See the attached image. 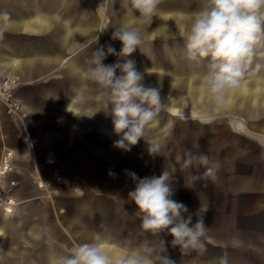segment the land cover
Returning <instances> with one entry per match:
<instances>
[{
	"label": "water",
	"instance_id": "water-1",
	"mask_svg": "<svg viewBox=\"0 0 264 264\" xmlns=\"http://www.w3.org/2000/svg\"><path fill=\"white\" fill-rule=\"evenodd\" d=\"M140 31L144 43L129 59L144 66V84L160 88L162 101L167 102V107L160 112L156 121L148 125L144 137L146 141L141 139L139 142L147 143V140L156 137L160 151L157 155L149 153L148 155L158 156L155 165L163 170L169 169L171 172H176L177 169L193 170L192 167L182 168L185 153L190 151L196 156L201 153L207 154L210 161L208 166L216 169V179L206 176V170L195 169L192 173H196L198 175L196 177H199V188L220 190L221 201L225 212L227 211L224 218H228L227 221L221 219L225 223L228 221L234 223L236 227V230L230 232V236L236 239L241 233L248 235L249 238L242 242V246L254 247L264 256V168L259 164L257 167L253 160L240 161L252 151L244 147L243 140L254 142L257 157L264 161V105L248 99L249 96L244 94L233 97L232 101L225 103L223 107H217L209 100L185 104L177 98L170 99L172 94L171 96L167 94V92L171 93L166 85L167 72L175 73L191 69L199 78L206 70L207 62L198 65L186 59L182 36L168 39L169 30H163L157 33L158 37L151 40L147 29ZM100 47L106 48L102 34H99L98 41L81 53L91 55L92 51ZM121 47V42L115 40L114 48L119 51ZM117 59L116 56L108 55L103 63L114 64ZM256 63H260L258 56L254 58L253 69ZM255 74L264 76V70ZM248 78L250 76H246L244 80ZM93 87L96 95L88 101L91 107L87 110L82 108L77 113L83 123L80 128L84 133L78 137L70 150L60 151L59 159L55 160V166L58 167V172L65 181L62 184V192L53 198L52 205L66 208L62 214L63 222L75 220L83 228L81 234L72 241L68 240L53 226L54 223L49 221L43 225L39 222L32 225L17 219L19 225L11 226L0 213V223H5L4 234L0 236V264H49L51 253L69 254L79 244L91 240L97 233L111 237L118 248L123 250L121 255L128 251L141 250L145 242L158 240V237L154 238L151 233L141 228L136 205L128 198L129 191L135 188L134 182L122 177L120 186H117V176H110L108 166L98 159L100 156L98 154H104L106 147L111 145L113 140L119 139V136L114 132L112 117L101 111L102 101L96 98L97 85L94 82ZM175 90L173 94L177 95L180 90ZM204 113L209 115L205 116ZM195 114H198L197 117H193ZM220 116L233 134L224 147L216 149L208 141L204 131L210 119ZM59 162L62 163L61 166ZM69 167L78 171L68 170ZM259 167L263 171H258ZM111 172L114 173L112 170ZM81 174H88L93 178L94 184L81 183ZM223 181L226 187L224 190H222ZM79 185L83 193L73 196L71 193L73 187ZM96 189L108 190V193L110 191L108 197L112 200L110 201L112 207L106 204L107 197L97 194ZM250 199L255 205L252 212L247 210ZM67 205L72 207L69 208ZM126 205L130 207L129 210ZM223 226L225 228V225ZM49 227L52 229L51 232ZM220 239H226L225 231L221 230L219 225L210 226L205 243ZM221 250L222 254L219 255H213L208 250L203 254L198 252L197 260L192 262L180 254L179 248H173L171 245L167 254L175 264H219V258L224 255L223 253L227 254L228 264H246L241 256L233 253V250H227L225 247ZM252 254L254 256L257 253Z\"/></svg>",
	"mask_w": 264,
	"mask_h": 264
},
{
	"label": "clouds",
	"instance_id": "clouds-1",
	"mask_svg": "<svg viewBox=\"0 0 264 264\" xmlns=\"http://www.w3.org/2000/svg\"><path fill=\"white\" fill-rule=\"evenodd\" d=\"M120 4L123 8L131 6L139 13L135 24L115 27L112 39L121 42L119 51L111 45L92 51L87 59L86 76L97 85L96 98L102 101L101 111L112 117L114 132L119 136L113 146L127 152L144 139L148 125L166 110L167 102L162 101L160 88L144 84L143 73L129 59L144 43L137 25L153 21L160 0H120ZM15 23L9 12L0 11V42ZM175 38L176 33L169 29L168 39ZM183 41L188 61L198 65L207 62L200 78L212 102L223 107L228 96L241 88L246 76L264 70V63L252 67L255 57L264 58L261 50L264 49V0H205L202 9L190 15ZM108 55L116 56L117 62L105 65L103 61ZM147 151L157 155L160 146L148 142ZM209 164L207 154L196 156L189 151L185 153L182 168L206 166L205 175L214 180L216 169ZM109 175L115 174L110 171ZM127 175L135 184L128 198L136 205L141 228L159 239L145 242L141 250L115 256L107 251L104 237L97 233L69 254L51 253L49 264H175L167 254V242L160 238L164 232L171 235V246L179 248L181 254L206 252L207 205L200 204L193 214L185 204L174 200V173L169 169L159 177L140 178L134 172ZM198 179L192 177L194 182ZM219 264H228L227 254L219 258Z\"/></svg>",
	"mask_w": 264,
	"mask_h": 264
},
{
	"label": "crops",
	"instance_id": "crops-1",
	"mask_svg": "<svg viewBox=\"0 0 264 264\" xmlns=\"http://www.w3.org/2000/svg\"><path fill=\"white\" fill-rule=\"evenodd\" d=\"M204 4L205 0H160L153 21L137 26L140 30L147 29L151 40L158 37V32L169 29L174 30L176 37H183L190 15ZM0 11L9 12L16 21L0 42V74L18 78L15 98L23 115L12 116L0 105V154L5 147L14 149L18 156L16 173L22 174L13 188L18 203L22 204L15 212L0 208V213L8 224L17 226L20 210L34 204L46 207L51 213L46 221L54 223L52 202L40 197L30 198L35 189L32 173L42 175L48 166L44 160L46 155L58 160L60 151L70 150L84 133L77 113L91 107L88 101L95 97L96 91L93 81L86 76L87 59L91 55L81 53L82 50L94 44L99 34L106 46L114 47L115 27L135 24L139 13L131 6L121 7L120 0H0ZM258 58L264 63V58ZM135 65L144 73L141 63ZM166 85L171 91L167 94H172L170 99L177 98L185 104L209 100L214 104L201 78L191 69L167 72ZM175 89L180 90L176 97ZM238 94L248 95V99L264 105V76L254 74L244 80L226 103ZM26 118H32L33 123H27ZM24 136L28 140L25 141ZM64 181L53 183L54 188L60 191ZM57 214L58 221L64 223L62 214ZM4 226L5 223H0V236L4 234ZM102 236L107 251L115 256L123 253L111 237Z\"/></svg>",
	"mask_w": 264,
	"mask_h": 264
},
{
	"label": "rangeland",
	"instance_id": "rangeland-1",
	"mask_svg": "<svg viewBox=\"0 0 264 264\" xmlns=\"http://www.w3.org/2000/svg\"><path fill=\"white\" fill-rule=\"evenodd\" d=\"M147 71L149 72L150 70H147ZM18 85H19V80H18V84L13 90L14 95L16 93ZM197 115L198 114H195L193 117H197ZM209 122L210 123L208 124V127L204 131L206 137H208V141H210L213 148L217 149V148L224 147V144L229 140V138L233 134L232 131L225 125L223 121V117L221 116L218 118L210 119ZM9 131L11 133H14V131L11 129ZM156 140H158L156 137H152L147 141L149 143H153V142L156 143ZM114 141L116 140H113L112 144L106 147L104 154L102 155L98 154L100 155L98 159L100 160V162L105 163L108 166L109 171L112 170L115 173V175L118 178L117 186H120L121 184L120 178L124 177L125 179H130V177L127 175V172H134L136 173L138 177L144 178V177H151V176L159 177L161 173L164 171L160 166L155 165V161L159 157L158 156L151 157L148 155V151H147L148 142L147 143L144 142L143 144L141 142H138V144L133 146L130 151L126 152V151H123L121 149L114 147L113 146ZM242 144L244 145L245 148L252 149V151L249 152V154L247 153L248 156L242 157L240 161L249 162L253 160L254 164L257 165V167L259 164L262 168H264V161L263 160L261 161L260 158H258L256 155V151H255L256 144L254 142H249L246 140H243ZM205 167L206 166L195 165L194 167H192L193 170L177 169L176 172H173L174 173V182H173L174 195L172 198L178 202H182L183 204H185L188 207L189 212L193 214L196 213L200 204L208 206V212L205 214L206 225L208 226V228H210V226L219 225L221 230L225 231V235H226V239L206 242V249L210 253H212L213 255L215 254L219 255L222 252L221 249L225 247L227 250H233L234 254L241 256L245 260L244 262L246 264H264V256L261 255V253H259V250H257L254 247H250V246H242V242L246 241L249 238L248 235L246 236L244 235V233H241L236 238L239 240H236L234 236H230L231 235L230 232L236 230V227H235V224L230 221H228L227 223L223 221V219L227 221L228 218H224L225 215L227 214V211L225 212L224 210L223 202L221 201L220 190L216 188L211 189V188H203V187H201L200 189L199 184H198L199 181L196 180L194 182L192 180L193 176H198L196 173H192V172H194L195 169H198L200 171H203V170L205 171L206 170ZM258 171H263V170L259 167ZM32 174L35 176V178L33 179L35 189L32 192L31 194L32 196H30V198L40 197L46 200L48 199L49 201L52 202L56 194L60 195L62 191L61 190L57 191L54 188L53 183H57V184L62 183L64 181V178L58 172V169L56 168L55 164L45 166V172L42 175L37 174L36 172H33ZM55 174H57L60 177V179H56ZM21 175L16 172H12L8 175V179H15L19 183ZM80 178H81L80 182L83 184H94L93 178H91L88 174H81ZM38 180H41L43 182V186H39L37 184ZM222 185H223L222 190H224V188H226L225 181H223ZM95 191L97 194L107 197L106 204L112 207V203L110 202L112 200L108 197L110 194V191L109 193L107 192L108 190H97L96 189ZM71 193L73 196L81 195L83 193L81 185L74 186ZM66 195H68V193ZM21 204L22 202L19 203L17 207H19ZM67 206L69 208L72 207L71 205L70 206L67 205ZM254 207L255 205L253 204L252 199H250L248 202V206H247L248 212H252ZM126 208L129 210L130 207L126 205ZM67 210L69 209L67 208ZM54 211H55L56 216L54 214L55 224L53 226L55 228L59 227L60 232H62V234L66 237V239L72 241L75 237L81 234L83 228L80 224H77L75 220L70 219L66 221L65 223H60L58 221L57 213L63 214V212L66 211V208L58 207L55 205V208L53 207V212ZM19 214L21 216L20 219L29 222V224L35 225L34 223L39 222L43 225V223L46 222L48 217H50L51 213L49 212V210H47L46 207H42L39 205L35 206L33 204V205H28V206L23 207V209L20 210ZM195 220H196V217L195 215H193V223H195ZM223 225H225V228ZM120 227H122V224H120ZM49 230L50 232L52 231L50 227H49ZM160 238L164 239L167 242V245H166L167 248L171 245L170 243H171L172 238L167 232L162 233ZM157 239H159V237ZM256 242L257 240L255 241V243ZM253 252H256L257 254L253 256L252 254ZM197 253H198L197 251H192L190 254H187V255H184L181 253L180 254L184 258H187L189 261L192 262L194 260H197L196 259ZM223 254L225 255L226 253H223Z\"/></svg>",
	"mask_w": 264,
	"mask_h": 264
},
{
	"label": "built area",
	"instance_id": "built-area-1",
	"mask_svg": "<svg viewBox=\"0 0 264 264\" xmlns=\"http://www.w3.org/2000/svg\"><path fill=\"white\" fill-rule=\"evenodd\" d=\"M17 84L18 80L16 77L0 74V105H3L8 114L20 118L23 116L21 106L13 93ZM26 122L33 123V119L26 118ZM23 139L26 141L28 137L24 136ZM17 158V152L10 147H5L0 154V205L4 209L8 206V212L10 213L15 212L19 205V199L9 197L10 190L18 185V181L8 179L10 173L16 172ZM44 160L48 165L55 164V158L52 155H46ZM55 177L60 179L57 174H55ZM37 184L43 186V182L41 185L39 180Z\"/></svg>",
	"mask_w": 264,
	"mask_h": 264
},
{
	"label": "bare ground",
	"instance_id": "bare-ground-1",
	"mask_svg": "<svg viewBox=\"0 0 264 264\" xmlns=\"http://www.w3.org/2000/svg\"><path fill=\"white\" fill-rule=\"evenodd\" d=\"M259 92V91H258ZM4 149V148H3ZM40 182V184L42 185V182L41 181H39ZM14 188V187H13ZM13 188L10 190V195H9V197L10 198H16V196H15V193L13 192ZM0 208L1 209H3L4 211H6V212H8V206H6V208L4 209L3 207H1V205H0Z\"/></svg>",
	"mask_w": 264,
	"mask_h": 264
}]
</instances>
